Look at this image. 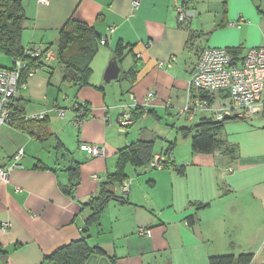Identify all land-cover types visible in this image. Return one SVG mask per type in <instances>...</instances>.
<instances>
[{"label": "crops", "instance_id": "crops-1", "mask_svg": "<svg viewBox=\"0 0 264 264\" xmlns=\"http://www.w3.org/2000/svg\"><path fill=\"white\" fill-rule=\"evenodd\" d=\"M134 1L25 0V47L56 46L70 21L92 26L101 38L90 85L66 81V67L56 62L29 77L18 91L16 102L29 117L46 112L47 139L10 124L0 129V166L10 165L18 150H24L22 166L10 172L9 181L0 180V264H49L48 256L81 238L93 212L88 203L117 171L122 149L152 141L155 154L166 151L175 130L187 139L185 127L210 117L207 112L178 117L187 100L201 93L189 81L204 47H225L242 59L250 48L262 46L249 42L244 47L239 30H232V23L244 18L242 12L233 20L234 4L242 2L247 12L248 0H233L230 8L226 0L216 9L211 8L213 0H139L138 7ZM190 31L198 37L188 47ZM119 50L122 57L116 56ZM113 60L120 74L107 82ZM13 65L12 56L0 55V67ZM149 92L154 97L147 112L133 108V123L121 132V105L132 93L146 101ZM79 102L90 106L82 123L76 120ZM57 106L66 110L63 117ZM163 121L173 130L164 129ZM220 139L232 152L195 153L191 140L188 153L180 152L178 144L169 150L175 154L177 149L180 157L173 155V165L164 169L128 161L124 179L131 181L130 189L124 193L122 183H116L115 197L88 232L89 244L101 252L91 253L84 264H209L212 256L242 253L254 254L251 264H264V116L228 120ZM85 144L105 145V156L90 157ZM72 164H79L80 178L71 194L64 186ZM188 165L196 167L197 189L187 183ZM230 167L233 172L221 174L220 168ZM5 222L10 227L3 230ZM142 225L152 230L151 236L139 233Z\"/></svg>", "mask_w": 264, "mask_h": 264}, {"label": "trees", "instance_id": "trees-1", "mask_svg": "<svg viewBox=\"0 0 264 264\" xmlns=\"http://www.w3.org/2000/svg\"><path fill=\"white\" fill-rule=\"evenodd\" d=\"M26 21L25 0H0V54L9 55L13 59L23 61L24 66L21 70L20 82L27 78V73L32 67H37L41 64L38 57L27 54L25 51L22 35ZM196 34L195 31H190L188 47L198 37ZM100 38L101 36L92 26L80 21H70L63 27L61 37L55 47L57 50L56 62L66 67V81L74 82L79 87L90 85L91 63L99 49L98 41H100ZM122 55L123 52L121 50L116 52L117 57H122ZM196 91L198 90L196 89ZM76 106V110L83 109L84 113L80 117L85 119L89 115V104L87 102H79ZM238 118L233 117V119ZM230 119L232 118L215 120L211 117H204L196 125L185 127L184 129L190 132L193 129L195 132L192 136V150L195 153H214L218 150L232 152L233 148L220 139L225 123ZM10 125L26 131L32 136H38L42 140L47 139L51 134L49 132L48 116L43 118L29 117L24 106L16 102V98L13 103ZM174 145L175 142H171L170 149L166 150L167 153L171 154L169 150ZM57 148L62 151L60 144L57 145ZM154 155V142L152 141H139L128 146L126 150H121L117 171L109 175L108 179L103 182L100 195L98 197L94 196L88 203L92 207L93 212L87 219L81 238L69 242L48 256L46 261L49 264H84L91 253L95 251L101 252L99 248L90 245L88 242L90 227L100 220L105 206L115 197L114 189L116 183H123L125 180L124 171L128 161L139 166L147 165L153 160ZM68 171L71 178L70 182L64 186V190L72 194L79 184V164H72ZM180 172H183V170H180ZM190 222L193 223V219ZM253 258V253H242L238 256L222 254L210 257L209 264H251Z\"/></svg>", "mask_w": 264, "mask_h": 264}, {"label": "built area", "instance_id": "built-area-1", "mask_svg": "<svg viewBox=\"0 0 264 264\" xmlns=\"http://www.w3.org/2000/svg\"><path fill=\"white\" fill-rule=\"evenodd\" d=\"M41 4H49L50 0H38ZM139 0L134 1V6H139ZM179 20H185V13L179 9ZM246 20L240 17L239 20L232 24L241 27ZM102 43H106L102 40ZM27 54L40 59V65L32 67L27 78L20 82L21 73L24 63L20 59H13L14 65L11 68L0 67V129L10 124L13 113V103L18 91L26 86V80L34 76L38 71L53 66L57 60V50L54 45L32 44L25 47ZM165 62L161 61L160 65ZM172 65V61L168 62ZM190 87L197 89V96L190 97L183 108L178 111L180 116L187 115L194 117L198 112H207L215 120L225 118L239 117L252 120L258 115L264 114V46L250 48L242 59L236 58L225 47H205L200 52L195 70L190 77ZM154 97L153 92H149L146 101H139L135 94L130 95L129 101L123 103L121 114L118 117L119 130L126 132L128 127L133 123V108H144ZM77 106H75L76 108ZM59 115L63 117L66 110L60 106L56 107ZM76 120L82 123L84 119L80 117L84 113L83 109L78 110ZM46 112L35 114L33 118H43ZM90 157L105 156L107 147L98 144H85ZM220 153L219 151H216ZM215 152V153H216ZM24 150L20 148L13 157L14 160L10 165L0 166V180L9 181L10 172L17 166H22L20 161L23 157ZM173 156L167 151H162L154 155L150 162L154 169H164L170 165ZM222 175L233 172L230 168H220ZM131 181L124 180L122 190L127 193L130 189ZM10 227L9 222L2 224L3 230ZM141 235H152V230L145 225L140 226Z\"/></svg>", "mask_w": 264, "mask_h": 264}, {"label": "rangeland", "instance_id": "rangeland-1", "mask_svg": "<svg viewBox=\"0 0 264 264\" xmlns=\"http://www.w3.org/2000/svg\"><path fill=\"white\" fill-rule=\"evenodd\" d=\"M198 1L200 2V4H202L203 0H198ZM213 1L215 3V6L211 5V8H215L216 9V7H217L216 5H219V6H221V4L222 5L223 4L226 5V0H213ZM228 2H229L228 3L229 4L228 7L230 8V5L232 4L233 0H228ZM234 5H235V10H236V15H235L236 17L233 20H236L238 14H242V12H243L242 15L247 20L246 23L242 26V28H239V27L235 26L234 29H233L232 24H230V27L232 26V30H239V32H238L239 33V37L242 39V42L244 43L243 44L244 47L245 46L249 47L248 46L249 42H256V43L259 42V43H261L262 46H264V0H248L249 11H247V12H245V10L242 8V7H244L242 2H239V3L234 4ZM198 7H199V9L203 10L205 8V5H200ZM239 12H241V13H239ZM205 41H206V38H202L201 39V42H205ZM99 48H100V46H99ZM0 55L3 56L5 54H0ZM178 117H182V116H180L178 114ZM183 120L184 119L181 120L182 123L184 122ZM164 121L161 122V124L164 127V129L166 128V130L168 131V129H171V127H168V126L164 125ZM167 122L170 123V121H167ZM186 124H188V123L187 122L183 123V125H186ZM193 125L194 124H190V126H193ZM171 130H173V129H171ZM193 131L194 130L192 129V131L189 132L188 135L185 136V138H187V139H184V138H182L181 134L179 133V130L178 131L175 130L172 138L170 139V141L172 143L175 142V145L178 144V150L180 152L188 153V150L191 148V143L190 142H191L192 136L194 134ZM167 134H168V132L166 133V135ZM175 135H178L177 136L178 137L177 138L178 141L176 139H174ZM171 142H169L168 145H170ZM178 150L176 149L175 154L176 155L178 154V156L180 157V154H179ZM175 154L173 153L172 156L175 155ZM173 163H174V158L171 161L170 165H173ZM187 168L190 171L189 172L190 177H189V181L187 183L190 185V189H197V181L194 180V178H193V176L195 174V171H196V167L188 165Z\"/></svg>", "mask_w": 264, "mask_h": 264}, {"label": "water", "instance_id": "water-1", "mask_svg": "<svg viewBox=\"0 0 264 264\" xmlns=\"http://www.w3.org/2000/svg\"><path fill=\"white\" fill-rule=\"evenodd\" d=\"M120 70L121 68L117 60H113L108 66V69L105 74V80L107 82H111L112 80L117 79L119 77Z\"/></svg>", "mask_w": 264, "mask_h": 264}, {"label": "bare ground", "instance_id": "bare-ground-1", "mask_svg": "<svg viewBox=\"0 0 264 264\" xmlns=\"http://www.w3.org/2000/svg\"><path fill=\"white\" fill-rule=\"evenodd\" d=\"M261 116H264V114H262Z\"/></svg>", "mask_w": 264, "mask_h": 264}]
</instances>
